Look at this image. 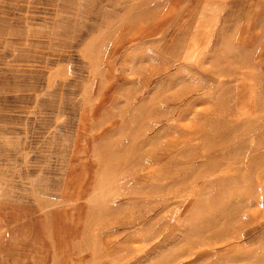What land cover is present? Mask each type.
Masks as SVG:
<instances>
[{
  "label": "rangeland",
  "instance_id": "obj_1",
  "mask_svg": "<svg viewBox=\"0 0 264 264\" xmlns=\"http://www.w3.org/2000/svg\"><path fill=\"white\" fill-rule=\"evenodd\" d=\"M0 264H264V0H0Z\"/></svg>",
  "mask_w": 264,
  "mask_h": 264
},
{
  "label": "bare ground",
  "instance_id": "obj_2",
  "mask_svg": "<svg viewBox=\"0 0 264 264\" xmlns=\"http://www.w3.org/2000/svg\"><path fill=\"white\" fill-rule=\"evenodd\" d=\"M251 202V201H250ZM250 202H247V201H242V202H240L239 204H235V207H241V206H247V205H249L250 204ZM258 204L260 203L258 200L256 201ZM234 207V208H235ZM240 209H242V208H240ZM220 211V210H219ZM246 220V219H245ZM244 220V221H245ZM248 220V219H247ZM247 222V221H246ZM229 229V228H228Z\"/></svg>",
  "mask_w": 264,
  "mask_h": 264
}]
</instances>
